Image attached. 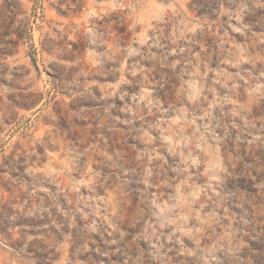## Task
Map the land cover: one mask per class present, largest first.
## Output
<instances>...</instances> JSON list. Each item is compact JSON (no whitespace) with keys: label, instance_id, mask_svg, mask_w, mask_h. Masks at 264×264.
I'll return each instance as SVG.
<instances>
[{"label":"rangeland","instance_id":"374dc122","mask_svg":"<svg viewBox=\"0 0 264 264\" xmlns=\"http://www.w3.org/2000/svg\"><path fill=\"white\" fill-rule=\"evenodd\" d=\"M0 264H264V0H0Z\"/></svg>","mask_w":264,"mask_h":264}]
</instances>
